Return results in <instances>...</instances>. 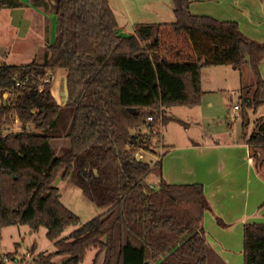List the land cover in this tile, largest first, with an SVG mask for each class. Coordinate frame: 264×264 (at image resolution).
<instances>
[{
  "label": "trees",
  "instance_id": "trees-1",
  "mask_svg": "<svg viewBox=\"0 0 264 264\" xmlns=\"http://www.w3.org/2000/svg\"><path fill=\"white\" fill-rule=\"evenodd\" d=\"M191 1L173 0V23L136 24L123 36L108 0H57L55 40L45 47L42 62L0 64V230L45 228L55 251L38 254L34 264H81L93 249L92 264H226L201 225L210 210L203 185L168 184L161 159H136L151 148L146 135H159L172 121L186 126L167 110L202 103L204 67L249 66L255 85L252 93L241 89L242 117L263 103L264 43L245 37L235 22L192 15ZM28 3L51 10L46 0ZM25 7L19 0H0V10ZM169 35L184 38L190 54L175 46L174 56L163 55ZM61 71L65 92L58 102L53 80L44 79ZM27 77L5 105L1 97L12 79ZM15 117L21 130L2 136ZM254 125L245 138L242 123L241 134L250 150L258 149L250 154L255 159L261 150L264 156V118ZM61 135L69 148L57 156L51 142ZM263 162L264 157L260 164L255 160V166ZM153 174L154 186L147 182ZM58 179L68 180L105 213L81 224L61 203ZM216 222L225 227L221 219ZM71 226L78 228L61 238ZM242 255L243 264H264V223L244 225ZM57 257L62 260L55 263Z\"/></svg>",
  "mask_w": 264,
  "mask_h": 264
},
{
  "label": "crops",
  "instance_id": "crops-1",
  "mask_svg": "<svg viewBox=\"0 0 264 264\" xmlns=\"http://www.w3.org/2000/svg\"><path fill=\"white\" fill-rule=\"evenodd\" d=\"M19 1L25 3L26 7L0 10V20L4 21L5 16L8 19V17L10 18L15 14L21 21L25 20L24 24L29 25V29L34 23H37V25H34L35 29L44 40L42 31L49 23L47 16L48 14L55 15V12L51 13V10L46 12L42 7H34L28 3V0ZM135 1L108 0L121 35H131L133 33L131 28L134 24L175 21L173 0H144L143 6H147L145 10L149 13V17L143 16V13H134L131 11V7L130 11H127V15L122 14V11L119 13L118 9L121 5L125 8L127 3L130 5ZM123 7L121 6L122 10ZM189 10L192 15L235 22L245 37L258 43H264V0H192ZM163 18H165L164 22ZM13 24L10 20H7V27L14 31L13 39L16 37L22 40L28 39L30 36L29 31L19 33V29L13 27ZM45 43L50 45L51 42L47 41ZM1 44H4L2 40ZM44 52L45 49L42 51V57ZM3 53L5 54V52ZM3 53H0V61L4 62L5 60L13 65L11 59L3 56ZM259 73L264 78V59L259 65ZM200 85L201 89L204 90L202 74ZM52 86L54 87L52 94L58 101V98L60 99L59 80L54 78ZM222 90L215 89L217 92H222ZM206 107L208 109L214 108L213 99L209 98ZM262 107L264 108V105ZM167 114L183 121L175 115H170L168 110ZM249 114V118L253 117L254 119L252 122L258 118H263L260 110H257V112L251 110ZM228 117L227 114L226 118L228 119ZM237 120V122L241 120L239 122L241 123L239 133L230 129L226 132L217 131L206 135L202 134L205 139H201V141L185 139L179 135L177 143L164 137L167 143L159 147L162 176L166 183H197L203 185L210 210L205 212L201 225L206 232L208 243L226 264L243 263L244 225L264 223V172L255 166V162L250 155V148L243 139L241 134L242 118L239 117ZM184 123L186 124V122ZM162 151L164 153H161ZM262 166L264 168V163ZM156 182L157 178L155 179ZM217 218L223 221L225 227L217 224Z\"/></svg>",
  "mask_w": 264,
  "mask_h": 264
},
{
  "label": "rangeland",
  "instance_id": "rangeland-1",
  "mask_svg": "<svg viewBox=\"0 0 264 264\" xmlns=\"http://www.w3.org/2000/svg\"><path fill=\"white\" fill-rule=\"evenodd\" d=\"M46 1L50 5L51 13L54 12L57 0ZM143 3L144 0H136L133 4L130 3L129 5L127 3L125 5V8L123 7V5H121L124 9L122 10L120 6L118 11L119 13L120 11H122V14L127 15V11H130L131 7V11H133L134 13H143V16L149 17V13L147 12V10H145L147 6H143ZM45 11L49 12L47 10ZM4 18V21L2 19L0 20V53L5 52V54L3 53V56L9 57L13 65H25L32 61L42 62V51L47 46L45 42L48 41L49 43L51 42L50 44H52L55 40L56 15L48 14L47 16V18L49 19V23L47 27H44L42 31L44 40L41 38V36H39L40 33L35 29L34 25H37V23H34L31 29H29V25L26 26L24 24L25 20L21 21V19L18 18L15 14L10 16V18L8 17V19L6 18V16ZM7 20H10L12 23L15 24H13V27H17L20 31L19 33L29 31L28 33L30 36L28 37V39L22 40L19 37L13 39L14 31L7 27ZM164 20L165 18H163V22ZM171 23L173 22L160 24ZM133 26L131 28L132 30ZM1 40L4 44H1ZM163 42V49L165 48V45L167 47L166 51L168 52H163V55L165 56H174L175 49L173 48H175V46L181 49L184 54H190V46L186 42H184V38L182 37L177 38L175 40L170 35L165 36L163 38ZM4 62L10 65L8 61L4 60ZM4 62L0 61V64ZM54 76L55 80H59V88L60 91H62V82L65 78L64 72H58ZM202 77L204 89L203 91L206 92L204 99L199 106L193 108L175 106L168 109V113L170 115H175L179 117L184 122H186L187 125L184 126L177 122H169L165 126H162L159 135H156L155 133L151 136L146 135V138L151 140L152 145L147 153H144L143 151L140 152L142 159H139L138 161L154 164L156 161L160 160L161 155L159 154V147L167 143L165 139H169L170 141L176 142L178 140L179 135H181L185 139L201 141V139H205L203 138L202 134L206 135L208 133H213L217 131L226 132L230 129H232V131L234 132L239 133L241 125V123L239 122L241 120L237 122V118L239 119L240 116L243 120L242 123L247 124L246 129L243 131L245 134L244 137L247 138L250 135L251 131L254 130L255 126L254 122H252L254 120L253 117L249 118V112L251 110H254L255 112H257V110H260L264 118V108L262 107V105H264V97L263 103L259 107H257L256 109H247L246 115L242 117V109L238 102V97L241 92V89L244 87L243 93H245L248 89H251L255 85V78L249 66H243L240 71L235 70L233 67L226 65L217 67H204L202 69ZM53 88L54 87L52 86V91L54 90ZM217 88L218 90H225H222V92H217L215 91V89ZM250 92L252 93V89L250 90ZM209 98L213 99L214 101L213 109H208L206 107V102L209 100ZM58 102H60L59 98ZM233 105H237L239 107L238 114L240 116L237 115V118L235 119H233V116L231 115ZM228 110H230L229 113ZM227 114L229 116L228 119L226 118ZM207 116L208 118H206ZM11 128V132L20 131V123H13ZM51 145L57 156L63 154L69 148L68 142L64 137H62V135L61 137L52 140ZM254 152H258L257 154H259L258 149H253L252 147L250 150V154L254 155ZM161 153L164 152L162 151ZM261 154L262 150L260 151L259 158H256V156L255 159L253 158L254 162L255 160L259 164L262 162L264 156L261 157ZM262 165L259 168L261 169V171L264 172V168ZM155 179L156 176L154 174L150 175L147 179L148 184L154 186ZM55 185L60 191L61 203L80 219L81 224H85L88 221H91L94 218L99 217L100 215L105 213L106 209L98 208L94 206L91 202L86 200L82 196L81 191L77 187L73 186L68 180L63 181L61 179H58ZM77 228L78 226H71L66 228L61 234V238L68 237L70 233ZM45 234L46 229L42 227L37 232H32L28 227L22 225L2 228L0 230V258H6L9 260H6L5 264H18V262H21V264H34V257H36L38 254L43 253L46 255L50 252L55 251L52 242L47 239ZM15 250L16 253L14 254L15 256L13 257V259L12 257H7V254L13 253ZM94 254L95 250H90L87 253L83 263L81 264H92ZM14 259L16 260V262L13 261ZM61 260L62 259L60 257H57L53 261L55 263H58Z\"/></svg>",
  "mask_w": 264,
  "mask_h": 264
},
{
  "label": "built area",
  "instance_id": "built-area-1",
  "mask_svg": "<svg viewBox=\"0 0 264 264\" xmlns=\"http://www.w3.org/2000/svg\"><path fill=\"white\" fill-rule=\"evenodd\" d=\"M49 80H53V76H49V77H47V78H45L44 79V82H47V81H49ZM29 81V78L27 77V78H25L23 81H19L17 78H13L12 79V82H13V87L12 88H9V89H7V90H5L4 92H3V96L1 97L2 99H1V101L5 104V105H7V106H9L10 105V101H11V99L12 98H14L15 97V93H16V90H14V89H18V88H20L22 85H24L26 82H28ZM238 111H239V107L237 106V105H233L232 106V110H231V112H232V116H233V119H235V118H237V115H238ZM152 119L151 118H148V121L150 122ZM14 123L15 122H19L18 121V119H17V117H15L14 118V121H13ZM8 130H5L3 133H2V136H5L6 134H8V133H10L11 132V130H12V128L11 127H9V128H7ZM133 138H135V134H133ZM131 149V147H128V150H130ZM140 152H142V150L141 151H139L137 154H136V159L137 160H139V159H142V156H141V154H140ZM144 152V151H143ZM145 153V152H144ZM6 260H8V259H4L3 258V261L5 262ZM9 261V260H8ZM13 261H15L16 262V260L14 259ZM34 263V262H33ZM18 264H21V262H18Z\"/></svg>",
  "mask_w": 264,
  "mask_h": 264
},
{
  "label": "water",
  "instance_id": "water-1",
  "mask_svg": "<svg viewBox=\"0 0 264 264\" xmlns=\"http://www.w3.org/2000/svg\"><path fill=\"white\" fill-rule=\"evenodd\" d=\"M64 85H65V81L63 80V82H62V90L65 92V90H64ZM0 264H1V258H0Z\"/></svg>",
  "mask_w": 264,
  "mask_h": 264
}]
</instances>
